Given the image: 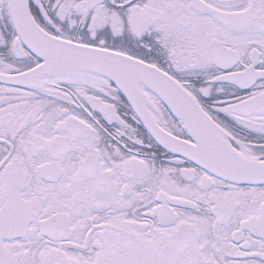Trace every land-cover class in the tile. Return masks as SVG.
I'll use <instances>...</instances> for the list:
<instances>
[{
    "label": "snow or ice",
    "instance_id": "obj_1",
    "mask_svg": "<svg viewBox=\"0 0 264 264\" xmlns=\"http://www.w3.org/2000/svg\"><path fill=\"white\" fill-rule=\"evenodd\" d=\"M0 264H264V0H0Z\"/></svg>",
    "mask_w": 264,
    "mask_h": 264
}]
</instances>
